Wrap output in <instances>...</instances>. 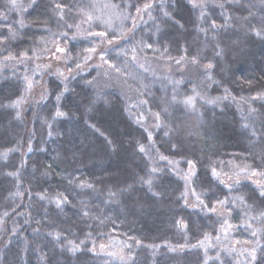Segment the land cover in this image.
<instances>
[{
  "label": "trees",
  "instance_id": "1",
  "mask_svg": "<svg viewBox=\"0 0 264 264\" xmlns=\"http://www.w3.org/2000/svg\"><path fill=\"white\" fill-rule=\"evenodd\" d=\"M126 3L17 0L13 9L0 0V154L8 153L0 155V264H246L252 248L264 264V99H251L264 93V0H206L203 21L189 0ZM145 4L152 7L138 13ZM211 21L221 27L213 31ZM93 47L104 59L86 68ZM57 48L66 49L62 71L32 76L24 59ZM193 88L195 110L181 103ZM57 107L67 115L54 119ZM164 125L174 129L167 137ZM186 160L196 162L197 176L185 197ZM153 167L161 171L150 189L141 177ZM230 174L242 176L239 185ZM191 188L208 208L228 204L201 211ZM57 197L68 202L57 207ZM69 241L81 250L73 253ZM113 241L124 256L99 248Z\"/></svg>",
  "mask_w": 264,
  "mask_h": 264
},
{
  "label": "snow or ice",
  "instance_id": "2",
  "mask_svg": "<svg viewBox=\"0 0 264 264\" xmlns=\"http://www.w3.org/2000/svg\"><path fill=\"white\" fill-rule=\"evenodd\" d=\"M32 3L34 4L35 3V0H32ZM189 3L192 5V7L201 9V11H200V19H201V21H203L204 17L206 16V12L204 11V9L207 7L206 0H199V3H197L196 0H189ZM19 6L20 5L17 4V0H11V7L13 9H15V8H17ZM56 7L59 9L60 8V5H57ZM151 7H152V4H145L144 5V8H143V11H147ZM220 7L222 8L223 5L221 4ZM136 11L139 13L142 10L140 8H137ZM85 15L87 16V22L90 23L93 20V16L90 15V14H88V13H85ZM149 15H150V13H149ZM163 15L165 17H168L169 19H173L171 17L170 13H168V12H164ZM60 17H61V19H63V12H62V10L60 12ZM228 19H231V18L228 17V16H225V20H228ZM173 22L179 24V21H173ZM18 25H19L20 28L25 27V24H24V21L23 20H19L18 21ZM133 26L135 27V25H133ZM67 27L72 28L73 25H67ZM75 27L76 28H79V25H76ZM180 27H183V25H180ZM220 27L221 26L220 25H217L215 23V21H211L210 28L213 31L218 30ZM6 30L9 33V36L14 39L16 34H15V32L12 31L11 27L8 26L6 28ZM199 31L201 33H204L205 35H207V31L208 30L207 29H204V28H200ZM253 31H255V34L257 36H260L262 34L260 30L253 29ZM2 35H3V33H0V36H2ZM62 35H65L66 36L67 34L64 33ZM89 35L90 36L91 35H95L96 37H107V33H95V34L89 33ZM120 35H121V37H123L124 33L121 32ZM71 39L75 40L76 39V36H72ZM107 43L108 44H112L113 43V40H108ZM146 47L151 48L152 46L149 44V45H146ZM57 51L60 52V53H65L66 52V49L65 48H57ZM85 51H87L89 53H93V52H95V47L90 48V49H86ZM133 51H135V49H133ZM221 53H222V50L221 51H218L216 53V55L217 56H220ZM22 55L26 56L27 53H24ZM100 56H101V60H103L104 59V53H101ZM70 58L71 57H69V59ZM90 58H91L90 56L89 57H86L85 58V61L87 59H90ZM7 59H15V57H13L11 55V53H10L9 56L7 57ZM192 62L193 63H198V61H197V59L195 57H193ZM177 63H180V62L177 61ZM110 66L111 67H115L114 65H110ZM45 67H47V65ZM76 67L77 68H81V65L80 64H76ZM203 67H204L205 72L207 73L206 78L209 79V80H211L210 70L214 67V65L211 64V63H209V64H207V65H205ZM116 71H119V69L117 68ZM59 75L60 76H63V73H59ZM25 79L27 80L28 88L30 89L31 86H32V82L30 80H28L27 77ZM65 79H67V77H65ZM89 83H91V82H89ZM67 91H68V88H67V86H65L64 90L62 92H60L56 96L57 104H59V102L61 100V97ZM192 91H193V95L192 96L185 97L184 100L181 101V103L184 105L185 108L195 110L196 98L200 96V93L197 92L195 90V88H193ZM225 92H228V89H225ZM200 98L203 99V97H200ZM256 98H262V99H264V93H258L257 94V97H252L251 99H256ZM172 99H173V101H175L176 97L173 96ZM216 99L217 100L227 99V96H225L223 98L217 97ZM206 102L209 103V104H213L216 101L215 100H208ZM19 103H20V101H14L11 104H9L8 107H17L19 105ZM164 111H165V114H168L167 113V109H164ZM253 111H255V110H253ZM17 115H19V113H17ZM66 115H67V113L61 111L59 109V107H57V111L55 112V116L53 118L55 119L57 117H65ZM155 116H156L157 120L159 121L160 114L159 113H155ZM137 122H139V121H137ZM49 127H51V125H49ZM160 127H161V124L160 123H157L156 124V128L159 129ZM164 127L167 129L164 132V135L166 137L169 136L170 132L174 131V129H172L171 127H169L167 125H164ZM245 127H247V125H245ZM148 136H149V140H151V133H149ZM171 147L173 149L179 151V148L177 147L176 144H172ZM28 150L29 151H32L31 147H29ZM138 150H139V152L144 153L145 155H147V150H146V148H145L144 145H139ZM0 155H2L4 159H7L8 153L7 152H4V153H2ZM159 158L161 160H166L167 159V157H164V156H160ZM149 159H151V157H149ZM169 163H172V162L169 161ZM186 163L188 164L189 171L187 172V174H185L183 177H181V179H183L185 181V189H186V191L184 193H182V196H185V197L187 195V190L191 187V185L193 183V179L197 176L196 162L193 161V160H186ZM160 171H161L160 169H157V168H154V167L151 168V169H149V176H148V178L145 180L143 177H141V181L143 183H146L149 186V188L151 189V187L153 185L154 178H155L156 174L159 173ZM241 171L247 172V166L244 169H241ZM10 175H18V173H10ZM210 175H211L212 178H215L216 180H218L221 184L224 183L223 180H220V173L217 172L216 168H211ZM252 175H256V173L253 172ZM260 175H264V173H260ZM235 183H236V185H239L240 181L237 179L235 181ZM80 186L81 187H85V186L86 187H92V185H90V184L89 185L81 184ZM129 187H131V186H129ZM225 187H227L229 190H231L232 187H233V185L226 184ZM191 190H192L193 195L196 197V200L199 202L197 205H195L193 207L199 208L201 205H203V208H201V211H203L204 209H207L209 212L215 213L216 210H217V208H216L217 205L225 206V205L228 204V200H227V198H225L224 200H217L215 202V204L211 208H208V205L204 204V202L202 200H200V196L198 194H196L195 188H191ZM113 195H115V194L113 193ZM154 195H159V193H154ZM261 195L264 196V192H262ZM45 198L46 197L41 196V199H45ZM238 199L243 200V197H239ZM55 202L57 204V207H60L62 204H65L68 201H67V197H63L62 199L60 197H57V198H55ZM184 203H185V206H188L186 199H185ZM84 215H87V213H84ZM261 216L264 217V212L261 213ZM182 227H186V225H184L182 223ZM229 227H232V226L229 225ZM248 227L251 228V224H249ZM257 231H260V230H258V229L252 230V235L255 236L257 234ZM49 235H53V234L52 233H49ZM55 238L57 240H59L60 239V234L59 233H55ZM217 239H219V237H217ZM68 243H69V245H71V249L70 250L73 253L81 250L80 249V246L79 245H76L74 242L69 241ZM80 243L83 244L84 241H81ZM202 243L203 242H201V244ZM101 247H103V246H101ZM172 251H176V249L173 248ZM232 251H235V250L233 249ZM260 251L261 252H264V249H260ZM256 261H257V248H252L251 251L248 252V259L246 261V264H256Z\"/></svg>",
  "mask_w": 264,
  "mask_h": 264
},
{
  "label": "rangeland",
  "instance_id": "3",
  "mask_svg": "<svg viewBox=\"0 0 264 264\" xmlns=\"http://www.w3.org/2000/svg\"><path fill=\"white\" fill-rule=\"evenodd\" d=\"M196 1H199V0H196ZM126 3L127 5L131 4L132 3V0H126ZM128 10V9H127ZM143 12V9H141ZM135 19L136 17H134L132 19L133 22H135ZM142 20V15H138V18H137V21L139 20ZM101 49L100 50H97L95 52H93L91 54V58L89 60L92 59V62L90 63V61L88 62L89 64H87L85 67H90L93 65V63L95 64V62H101L100 61V53H101ZM96 54L98 56H96ZM65 56V53H60L57 51V49H53L48 51V52H43L41 55L37 56V58L35 59H32V60H29L28 58H25L24 60L26 61V66H30L29 68L32 69V76H39V75H42V73L46 72V71H51V69L54 70V72H61L62 71V67H61V61L63 60ZM47 65V67H45ZM0 67H4V64H0ZM31 75V74H30ZM67 75V74H66ZM29 79H31V77H29ZM42 88V85L39 84ZM31 90V89H30ZM42 93V90L36 94V96H29V99L31 98H35V99H38L40 98V94ZM228 176H231V177H227L225 179L227 180H232V179H241L242 176L241 175H236V174H230ZM220 242L222 244H225L227 245L226 243L229 242V238H227L226 234L223 233L222 235V238H220ZM103 246V247H101ZM102 251L106 252V253H114V254H119L121 253V256H124V250L122 248V244L120 241H113V242H110L108 244H103V245H100L99 247Z\"/></svg>",
  "mask_w": 264,
  "mask_h": 264
}]
</instances>
